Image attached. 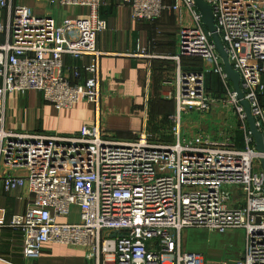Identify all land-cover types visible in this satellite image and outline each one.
I'll list each match as a JSON object with an SVG mask.
<instances>
[{
    "label": "built area",
    "instance_id": "1",
    "mask_svg": "<svg viewBox=\"0 0 264 264\" xmlns=\"http://www.w3.org/2000/svg\"><path fill=\"white\" fill-rule=\"evenodd\" d=\"M233 69L239 73L244 100L264 136V0H204ZM105 0H53L61 7L85 8L86 34L98 36L108 24L100 9ZM134 22L155 23L166 13L181 16L174 58H199L203 70H178L170 117V142L148 133L134 141L104 134L99 122L77 136L18 133L6 126L12 94H42L57 110L81 102L101 103V59L94 47L66 37L52 17L38 18L24 6L0 0V182L7 194L27 190L25 211L7 226L23 241V255L34 261L45 246L85 251L87 264H202L200 255L183 252V232L203 229L226 234L244 230L245 246L233 263L264 264V153L256 150L245 107L225 73L224 63L195 0H123ZM80 27V24L78 25ZM133 57L148 58L145 49ZM71 58L84 65L67 66ZM88 77L83 80V74ZM207 74L222 85L219 97L205 88ZM235 116L243 149L235 140L214 141L205 132L186 137L182 116L215 108Z\"/></svg>",
    "mask_w": 264,
    "mask_h": 264
},
{
    "label": "crops",
    "instance_id": "2",
    "mask_svg": "<svg viewBox=\"0 0 264 264\" xmlns=\"http://www.w3.org/2000/svg\"><path fill=\"white\" fill-rule=\"evenodd\" d=\"M9 1L14 6L27 7L38 18L52 17L60 29L71 24L74 28L66 33L68 39L79 46L94 47L105 55L101 59L99 111L95 105L87 102L59 111L37 92L12 94L7 101L8 129L22 134L71 137L77 136L82 127L94 126L99 122L103 133L118 141H134L140 133H148L155 142H169L166 138H170L172 124L169 120V124L167 120L162 121V124L159 122L161 116L170 114L171 106L169 103L161 106V103L173 100L177 106L176 101L169 99L165 93L169 91L167 85L171 86V91H174L175 86L177 88L178 70L184 71L183 60L178 63L174 58L179 47L181 16L190 18L186 8L183 7L181 12L166 13L155 23L134 22L132 9L123 0H105L100 14L107 22L108 29L98 36L90 37L84 27L89 17V11L85 8L61 7L52 4L53 0ZM164 1L168 5L177 2ZM4 42L0 33V45ZM139 48L145 49L152 57L131 56L138 53ZM65 63L67 66L84 65L71 58H67ZM87 77L84 73L82 82ZM27 96L30 97L28 101L25 100ZM42 104L44 110H41V117L33 125L22 126L10 117L12 114L15 119L19 113L22 115L35 106L41 108ZM28 199L26 189L7 194L0 182V264H87L85 251L64 246H45L41 257L34 261L24 258L22 238L7 226L14 216L25 211ZM61 249L64 254L58 255L57 251ZM242 251L235 253L229 263L238 259Z\"/></svg>",
    "mask_w": 264,
    "mask_h": 264
},
{
    "label": "rangeland",
    "instance_id": "3",
    "mask_svg": "<svg viewBox=\"0 0 264 264\" xmlns=\"http://www.w3.org/2000/svg\"><path fill=\"white\" fill-rule=\"evenodd\" d=\"M196 65L198 67L200 66L199 64ZM203 66L202 64V69ZM166 88L169 91L172 89L170 85H167ZM205 88L208 93L216 97H219L223 90L219 78H216V75L212 76L210 74H207L205 77ZM176 89L175 86L174 91H167L165 95L169 93H173L174 95ZM29 98L30 97L27 96L25 100L28 101ZM164 103H169L171 110H169L170 114H167V116H161V122L159 123L162 124V121L166 122L167 120L169 124L168 120H170L171 116L175 115L177 106L173 100L162 102L161 106H163ZM37 108L38 107L35 106L25 111L22 115L19 113L15 119L12 117V114L10 117L17 124L27 127L36 123L38 118L41 117L40 114H42L44 110L43 104L41 108ZM50 113H47V115ZM182 129L186 137H193L200 132H205L207 135L211 136L214 141H224V139L231 138L235 140L237 144L242 142L237 118L223 108L216 107L208 114H203L198 111H188V114L182 116ZM163 131V133H165V130ZM244 236V230H235L226 234H218L203 229H187L183 232L182 237L183 252L200 255L203 258L202 264H220L224 261L229 262V260H232L231 258L235 257V253L243 250ZM62 252L63 249L59 252L57 251L58 255L64 254Z\"/></svg>",
    "mask_w": 264,
    "mask_h": 264
},
{
    "label": "water",
    "instance_id": "4",
    "mask_svg": "<svg viewBox=\"0 0 264 264\" xmlns=\"http://www.w3.org/2000/svg\"><path fill=\"white\" fill-rule=\"evenodd\" d=\"M195 4L198 12L202 17L204 25L206 26L208 33L211 34L213 43L216 46V49L223 60L225 73L228 76V79L232 82L235 91L238 93L239 100H241L242 105L245 107L250 131L255 141L256 150L257 152L263 154L264 136L257 128L256 121L251 113L250 104L244 100V95L240 86V82H241L240 75L233 69V67L229 62L228 54L217 32L213 8L210 5H208L204 0H195ZM261 164L264 170V159H262Z\"/></svg>",
    "mask_w": 264,
    "mask_h": 264
},
{
    "label": "trees",
    "instance_id": "5",
    "mask_svg": "<svg viewBox=\"0 0 264 264\" xmlns=\"http://www.w3.org/2000/svg\"><path fill=\"white\" fill-rule=\"evenodd\" d=\"M185 58V59H184ZM181 60H183V62H182V66H183V70L185 71V72H199V71H202L203 69H202V64H203V61L201 60V59H199V58H187V57H183V58H181ZM196 64H199L200 66H201V68H200V66L198 67ZM210 75H212V74H210ZM213 76V75H212ZM216 78H217V76H216ZM222 94V93H221ZM220 94V95H221ZM219 95V96H220ZM170 121V120H169ZM170 123H171V121H170ZM172 124V123H171ZM241 135V134H240ZM172 140V138L170 137V138H168L167 139V141H171ZM241 140H242V142L241 143H238L237 144V146L239 147V148H243V139H242V136H241Z\"/></svg>",
    "mask_w": 264,
    "mask_h": 264
}]
</instances>
